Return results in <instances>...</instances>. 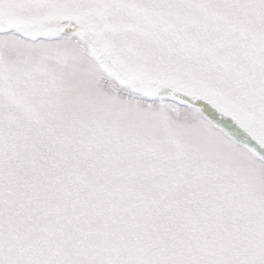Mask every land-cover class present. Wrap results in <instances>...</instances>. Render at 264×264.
I'll return each mask as SVG.
<instances>
[{"label": "snow or ice", "instance_id": "6c2138e0", "mask_svg": "<svg viewBox=\"0 0 264 264\" xmlns=\"http://www.w3.org/2000/svg\"><path fill=\"white\" fill-rule=\"evenodd\" d=\"M0 264H264V0H0Z\"/></svg>", "mask_w": 264, "mask_h": 264}]
</instances>
